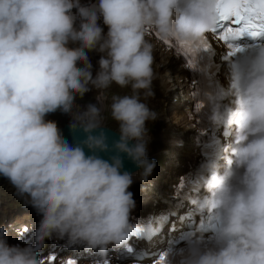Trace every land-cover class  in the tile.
Segmentation results:
<instances>
[{
  "label": "clouds",
  "instance_id": "obj_1",
  "mask_svg": "<svg viewBox=\"0 0 264 264\" xmlns=\"http://www.w3.org/2000/svg\"><path fill=\"white\" fill-rule=\"evenodd\" d=\"M217 20V0H0V177L40 217L34 245L24 247L8 243V225L0 222V264H45L37 249L53 237L99 249L101 255L109 246L124 247L134 234L130 216L147 210L141 205H158L175 184L181 186L179 194L186 188L197 193H185L190 203L172 198L167 204L185 205L177 218L192 222L174 236L199 231L200 225L215 235L207 243L202 234L190 235L178 254L181 264H264V46L254 55L221 45L215 49L219 67L202 61L194 71L190 65L201 54L179 44L205 47V34ZM150 30L164 43L150 39ZM156 47L189 67V81L173 94L186 95L191 107L189 114L181 103L168 104L170 123L173 112L183 109L185 121L181 129L162 130L167 139L161 138L162 149L151 159L148 125L160 115L145 101L155 96ZM97 59L93 75L91 61ZM210 69H216L215 90L221 87L209 98L208 119L220 126L211 132L216 156L207 150L210 137L201 138L195 116L202 110ZM112 85L130 93L111 97L119 139L112 145L116 154L104 159L98 153L109 150L106 137L93 132L104 126V90ZM93 89L95 103L83 108L75 103ZM57 111L69 115V127L82 130L86 139L70 145L57 123L46 118ZM188 148L193 152L185 156ZM120 154L140 169L145 184L156 160L165 162L158 173L161 183L145 186L155 200L141 198L136 207L129 191L134 178L122 170Z\"/></svg>",
  "mask_w": 264,
  "mask_h": 264
},
{
  "label": "rangeland",
  "instance_id": "obj_2",
  "mask_svg": "<svg viewBox=\"0 0 264 264\" xmlns=\"http://www.w3.org/2000/svg\"><path fill=\"white\" fill-rule=\"evenodd\" d=\"M69 46L76 47L77 45L70 44ZM89 53L91 55L98 54L95 51H91ZM98 60L99 59L91 61V63H93V75H95V72L98 69V63H97ZM157 61H159L160 63L159 64L154 63V66H153L156 72V77L153 80V85H152L153 90L155 92V96L148 98L145 102L149 105L150 108L154 109L160 115L159 119L153 123L152 127L154 128L153 132L155 131L157 133L158 142L160 144V150H161L163 146L161 142V138L165 137L163 136L165 130L164 131L162 130L167 128L168 125H174L177 129H181L185 121V115L183 113L184 111L183 108H182L183 111L179 112L178 114L173 112V115H172L173 120L170 123V116H171V111L173 108L171 106L169 107L168 104H172L174 106V103L172 101L169 102L170 97H168L167 95V91H166L167 87L165 86V84L169 82L170 79L166 78L168 71H163L166 69L165 62L162 64L160 58L155 56V62ZM171 72L172 73H169L170 75H175V72L173 70H171ZM174 79L176 81L177 76H174ZM176 85L177 87H179L178 80L176 81ZM104 91H105V96L107 97V99L104 101V104L102 106L103 107V118H104V126L102 127H106V125L111 124V122L113 121L111 117V112H110V104H111L112 95L129 94L130 89L129 88L121 89L116 85H112L109 89L104 90ZM96 94H97V90L93 89L92 91H89L88 93L84 95V97L82 98L83 100H80L79 97H77L75 103L79 101L84 102L83 104L79 105L81 106V108L86 106L88 103H95L96 101L94 97ZM141 98L143 99L142 95H141ZM176 99H179L176 105L181 103L180 100H183V103H185L184 102L185 100L183 99L182 95L181 96L178 95ZM173 100H175V96ZM176 117H177L178 123L176 122ZM46 118L49 120L55 121L57 123V126L62 125L63 123H69L71 119L69 115H65L61 113L60 111H57L55 113H50L48 114ZM162 124H163V127H162ZM162 140L164 141V138H162ZM186 146L191 147L189 143H186ZM192 152L193 151L190 148H188L187 150L186 149L183 150V154L185 156H190ZM181 154L182 153L180 150L177 154L178 158ZM187 162H189L188 158H186L185 161L182 160V164L187 163ZM162 163L163 165L165 164L164 161H162ZM163 165L157 164L156 167L160 168L161 170ZM158 175L160 174L153 173L152 177L149 179L153 181L152 183H155L157 186L161 183V180L159 179ZM151 181L147 184V186L152 185ZM146 192L147 193L144 197L143 195L140 194L138 198L146 199L151 196V199H152L154 197L152 196L153 193L148 192V189H146ZM15 202H16V205H24L23 200L15 194V190L10 185L9 181L6 178L0 177V222L6 223L8 225V234H11L10 230L14 229L17 223H20V224L32 223L34 224L36 228V225L39 222L40 217L36 214L35 210L31 206H24V207L19 206L20 208L18 209L13 208V207H8L10 204H15ZM137 202L140 203V200L137 199ZM141 207L147 208L148 205H141ZM133 215H136V214L133 213ZM162 238H164V236H161L159 239L162 240Z\"/></svg>",
  "mask_w": 264,
  "mask_h": 264
},
{
  "label": "snow or ice",
  "instance_id": "obj_3",
  "mask_svg": "<svg viewBox=\"0 0 264 264\" xmlns=\"http://www.w3.org/2000/svg\"><path fill=\"white\" fill-rule=\"evenodd\" d=\"M217 17V25L212 31L219 28V38L223 41L234 42L244 35L253 38L264 35V0H217ZM179 44L189 52H194L197 47L189 42ZM229 46L233 52L240 51L232 43ZM48 264H55V256L48 258ZM67 264L74 262L67 261Z\"/></svg>",
  "mask_w": 264,
  "mask_h": 264
},
{
  "label": "bare ground",
  "instance_id": "obj_4",
  "mask_svg": "<svg viewBox=\"0 0 264 264\" xmlns=\"http://www.w3.org/2000/svg\"><path fill=\"white\" fill-rule=\"evenodd\" d=\"M103 28H104V32L106 33L107 27L104 26ZM154 55L160 58L162 64L165 62L166 69L163 71H168V74L172 73L171 70H173L175 72V75H170V74L168 75L167 74L166 78L167 79L171 78V80L165 84V86L167 87V89H166L167 95H168V97H170L169 102L172 101L174 103V106H175L177 101H179V99H176V98H175V100H173V98L175 96L173 94V92L175 89L178 88L176 85V81L178 80L179 87L182 85L183 80L185 82L189 81V79H190V76L188 73L189 67H186L184 64L177 63L175 61L173 54L170 53L169 51H167L166 49L161 48V47L160 48L156 47ZM198 65L200 66V63H198ZM169 76H170V78H169ZM174 76H177L176 81L174 79ZM182 96H183V99L185 100L184 101L185 103H183V100H180L181 104L185 105L186 112L190 114L189 109L191 107V104H190L189 98L186 95H182ZM163 138H164V141H166L167 138L166 137H163ZM187 158H188V161H190V157H187ZM133 178H134V183L129 188V191H131L134 194L133 198L136 201V207H137L138 205H141V202L140 203L137 202V199H140V198H138L140 194L143 195V197L146 195V193H147L146 189L147 188L145 186H147L148 183L147 184L142 183L138 178V174L134 175ZM180 189H181V186H177V187H174L172 189H169V191L166 193V195H164L159 200L158 205H151L155 209L157 215L155 218H149L148 217L146 222H145V227H146L150 236L160 238L161 236L166 237L169 234L168 231L163 232V228L161 226V222H162L161 217L163 215V210L165 209V205H167L171 201L173 196ZM152 200H155V197H153ZM173 213L176 215V211H173ZM163 234H165V235H163ZM68 246L70 249L72 248V245L68 244ZM171 248H174V247H171ZM40 253L41 252L37 251L38 255H40ZM40 256L43 257V256H45V254L42 253ZM159 263H161V262L159 261Z\"/></svg>",
  "mask_w": 264,
  "mask_h": 264
},
{
  "label": "water",
  "instance_id": "obj_5",
  "mask_svg": "<svg viewBox=\"0 0 264 264\" xmlns=\"http://www.w3.org/2000/svg\"><path fill=\"white\" fill-rule=\"evenodd\" d=\"M62 137L70 144L75 146L76 144H80L84 139H86V134L80 130L76 129L73 130L68 125H65L64 127H59ZM100 132H103L106 137V143L109 146L108 151L99 152L98 155H100L104 159H109L111 156L115 155L116 153L112 150V145L115 141L119 139V133L116 131H113L107 127H101L100 129H97L93 132V135H97ZM86 154H91L89 150L85 147ZM121 158L123 160V169L124 171H128L133 176L137 175L140 171V169L129 159L125 154H120Z\"/></svg>",
  "mask_w": 264,
  "mask_h": 264
},
{
  "label": "trees",
  "instance_id": "obj_6",
  "mask_svg": "<svg viewBox=\"0 0 264 264\" xmlns=\"http://www.w3.org/2000/svg\"><path fill=\"white\" fill-rule=\"evenodd\" d=\"M79 99L80 100H83L82 98H80L79 97ZM84 102H81V101H79V102H76V104L77 105H80V104H83ZM157 121V120H156ZM155 121V122H156ZM153 123L154 122H150L149 123V125H148V127H149V129H150V135H151V137H152V140H151V142H150V144H149V151H148V156H149V158H153V156L155 155V154H157L158 152H159V150H160V144H159V142H158V136H157V133L154 131L153 132V130H154V128L152 127V125H153ZM69 123H63L62 125H58V128L59 127H64L65 125H68ZM106 127L107 128H109V129H111V130H113V131H116L117 133H118V131H117V124H116V122L115 121H112L111 122V124H109V125H106ZM162 127H163V124H162ZM162 127H161V129H162ZM160 129V130H161ZM158 130V129H157ZM157 136V137H156ZM154 159V158H153ZM156 162H157V164L158 165H163V163H162V160H156ZM159 171H160V168H158V167H156L155 168V170H154V173H159ZM24 207V206H26V205H16V202H15V204H10L8 207H13V208H16V209H18V208H20V207Z\"/></svg>",
  "mask_w": 264,
  "mask_h": 264
}]
</instances>
